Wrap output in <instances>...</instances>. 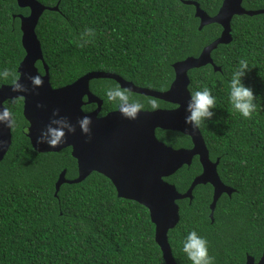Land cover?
<instances>
[{"label": "trees", "instance_id": "16d2710c", "mask_svg": "<svg viewBox=\"0 0 264 264\" xmlns=\"http://www.w3.org/2000/svg\"><path fill=\"white\" fill-rule=\"evenodd\" d=\"M58 11H44L35 33L48 68L53 89L72 84L90 72L115 74L136 87L158 92L168 90L174 79L173 64L196 58L222 31L216 24L203 27L194 16L191 1L208 16L218 12L223 0H37ZM247 11L264 10V0H243ZM15 0H0V69L13 76L24 57L18 15L27 16ZM85 27L96 30V39L79 47ZM232 41L218 45L211 58L220 72L207 65L188 72V91L208 87L217 98L213 122L198 129L217 173L233 193L223 194L210 215L212 188L198 185L192 200L176 201L179 222L167 238L176 264H191L181 251V241L195 230L209 243L215 264L257 262L264 250V14L234 16ZM240 59L250 70L245 87L258 96L252 119L233 113L228 103L229 81ZM40 74L44 69L36 63ZM12 77L0 80L10 86ZM117 84L110 79L89 82L90 92L102 101L99 116L116 110L103 90ZM144 110H154V98L133 94ZM85 100V99H84ZM158 109L173 105L156 100ZM9 101V100H8ZM10 107L16 119L11 145L0 162V264H165L154 239L155 227L146 208L120 199L111 182L91 173L81 183L63 184L55 196V183L65 170L68 180L77 177L71 149L36 153L26 137L22 99ZM95 105H85L89 112ZM155 108V109H156ZM158 140L173 149H189L191 140L177 132L159 130ZM201 173L195 157L164 179L177 192L187 191Z\"/></svg>", "mask_w": 264, "mask_h": 264}, {"label": "water", "instance_id": "95a60500", "mask_svg": "<svg viewBox=\"0 0 264 264\" xmlns=\"http://www.w3.org/2000/svg\"><path fill=\"white\" fill-rule=\"evenodd\" d=\"M21 9H28L27 16L18 15L21 32V46L24 57L17 73L21 75L20 83L30 90L27 94L13 93L10 86L0 87V103L11 97L24 95L23 117L28 123L26 137L36 153H58L63 149H71V157L77 163V177L65 178V170L61 171L55 183V196L63 184H78L91 173H98L107 178L116 190L117 197L138 203L147 209L151 223L155 227L154 239L158 245L165 264H176L168 243L167 233L179 222V207L176 201L192 200V191L198 185H210L213 189L210 203V219L216 203L222 194L231 195L233 190L220 180L217 167L219 160L210 161L209 153L199 129H193L184 123L185 106L189 99L188 72L210 65L214 72H220L211 58V53L218 45H227L232 41L231 20L234 16H254L264 14V10L247 11L242 8L243 0H223L213 17L202 11L198 4L182 1L195 7L194 16L199 20L198 30L216 24L222 31L217 39L204 47L196 58H187L173 64L174 79L168 90L157 92L140 88L127 82L115 74L90 72L70 85L53 89L49 83L48 68L44 62L41 45L35 29L44 11H58V4L48 8L37 0H15ZM40 62L44 74H40L36 63ZM40 75L43 84L40 88L31 89L25 76ZM94 79H110L129 88L133 94L158 99L175 105L174 109H158L143 111L133 121L123 119L118 110L98 117L102 101L89 90V82ZM84 98L86 100L84 101ZM94 104L96 109L85 113L82 107ZM37 105H40L37 108ZM53 110H59L60 116H66L72 124L87 115L92 123L89 136L80 133L79 128L70 136L66 135L65 143L49 148L37 145L40 132L49 123ZM156 129L177 132L191 140L190 149H173L159 141L155 136ZM11 145V129L0 125V162ZM194 157L198 158L201 173L191 182L186 192L180 194L174 185L164 179L172 176L183 166L189 167ZM245 264H264V250L260 259L255 262L247 257Z\"/></svg>", "mask_w": 264, "mask_h": 264}, {"label": "clouds", "instance_id": "9594fccd", "mask_svg": "<svg viewBox=\"0 0 264 264\" xmlns=\"http://www.w3.org/2000/svg\"><path fill=\"white\" fill-rule=\"evenodd\" d=\"M96 30L91 27H85L79 34V47H87L93 44L96 39ZM250 70L247 59H240L237 62L236 68L232 71L231 78L228 84V103L231 106L233 113L238 114L245 120L252 119L257 112V101H260L258 96H254L253 91L249 87H245L242 79ZM11 79V90L13 93L29 92V88L21 84L19 81L21 75L15 76L10 73L7 68L0 69V80ZM28 80L31 89L40 88L43 84V79L40 75L25 76ZM103 95L107 102L115 104L121 117L126 120L133 121L138 114L144 111V104L138 100L132 99V92L129 88H122L120 84L107 86L103 90ZM24 95L13 96L9 99L8 104L15 103L18 99H23ZM152 108L157 107L156 101H149ZM217 106V98L212 90L204 87L202 90H196L189 95L188 102L185 106L186 116L184 123L190 125L193 129L199 128L205 122H213ZM40 105H37L39 108ZM49 123L44 127L37 137V145L44 144L49 148H56L65 143L66 135L70 136L79 131L84 136H89L91 119L84 115L72 124L66 116H60L59 110H53ZM0 125L12 129L16 126V119L10 107L5 106V103H0ZM181 251L185 254L191 264H215V257L209 254V243L206 238L198 235L197 231L192 230L181 241Z\"/></svg>", "mask_w": 264, "mask_h": 264}, {"label": "flooded vegetation", "instance_id": "af4514ba", "mask_svg": "<svg viewBox=\"0 0 264 264\" xmlns=\"http://www.w3.org/2000/svg\"><path fill=\"white\" fill-rule=\"evenodd\" d=\"M157 92H158V91H157ZM84 99L86 100V98H84ZM85 100H84V101H85ZM156 100H158V99H156ZM93 105H94V104H93ZM171 105H172V104H171ZM101 106H102V105H101ZM173 106H174V108L176 107L175 105H173ZM174 108H171V109H174ZM95 109H96V105H95V108H94L93 110L89 111V112H92V111H94ZM116 110H117V109H116ZM116 110H114V111H116ZM154 110H158V108H156V109H154ZM154 110H148V111H154ZM100 111H101V109H100ZM114 111H111V112H114ZM144 111H146V110H144ZM89 112H85V113H89ZM111 112H109V113H111ZM99 113H100V112H99ZM107 114H108V113H107ZM103 116H105V115H103ZM103 116H99V114H98V117H103ZM28 126H29V125H28ZM28 126H27V128H28ZM157 132H158V129H156V131H155V136H156V138L158 139V137H157V134H158V133H157ZM191 147H192V145H191ZM191 147H190V148H191ZM190 148H189V149H190ZM194 158H195V157H194ZM196 158H197V157H196ZM197 159H198V158H197ZM192 161H193V160H192ZM199 164H200V163H199ZM200 166H201V165H200ZM225 186H226V185H225ZM226 187H228V186H226ZM211 188H212V187H211ZM229 188H230V187H229ZM230 189H231V188H230ZM231 190H232V189H231ZM232 193H233V192H232ZM232 193H231V194H232ZM212 194H213V189H212ZM222 195H223V194H222ZM222 195H221V196H222ZM221 196H220V197H221Z\"/></svg>", "mask_w": 264, "mask_h": 264}]
</instances>
